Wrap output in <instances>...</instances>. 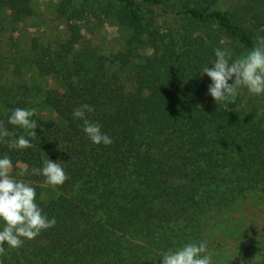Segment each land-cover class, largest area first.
Masks as SVG:
<instances>
[{
    "label": "trees",
    "instance_id": "16d2710c",
    "mask_svg": "<svg viewBox=\"0 0 264 264\" xmlns=\"http://www.w3.org/2000/svg\"><path fill=\"white\" fill-rule=\"evenodd\" d=\"M73 1L63 0L64 8ZM82 1L88 7L104 4L101 11L132 32L129 58L144 38L153 55L136 67L134 89L127 91L105 60L82 47L84 16L73 9L69 38L41 50L35 62L40 77L63 85L43 97L55 119H36L32 138L8 118L24 108L23 97L42 93L41 84L33 91L17 85L16 103L0 93L6 139L23 135L33 144L19 150L0 143V158H10L15 169L23 165L14 178L34 187L43 214L56 219L21 248L5 245L0 264H162L163 253L188 243L206 242L210 249L221 228L217 223L231 207L264 193V112L257 119L239 115L246 88L216 104L208 94L211 80L201 70L211 67L215 49L231 52L237 45L249 52L255 38L264 36V0H237L227 10L220 0ZM156 10L177 28L156 31ZM3 11L14 21L30 15L21 0H0ZM231 58L236 59L232 53ZM83 104L94 106L88 119L101 125L112 144H94L83 121L73 118ZM47 158L67 173L62 186L32 174ZM45 188L58 194L42 200Z\"/></svg>",
    "mask_w": 264,
    "mask_h": 264
},
{
    "label": "rangeland",
    "instance_id": "374dc122",
    "mask_svg": "<svg viewBox=\"0 0 264 264\" xmlns=\"http://www.w3.org/2000/svg\"><path fill=\"white\" fill-rule=\"evenodd\" d=\"M236 1L220 0V7L227 10ZM21 3L29 8L30 15L20 21H14L9 11L0 13V93L6 94L10 102L16 103L19 100V95L15 96L17 85H28L33 91V85L41 84L42 93L23 97L26 100L24 108L35 110L33 120L55 119L43 97L52 90L62 91L63 85L54 77H40L35 62L41 50L69 38L67 21L73 9L81 10L84 16L80 22L82 47L93 56L105 60L109 73L119 76L127 91L134 89L133 74L136 67L153 55L150 43L144 38V43L135 45L134 56L129 58L128 41L133 34L101 11L104 4L88 7L83 5L82 0H74L68 8H64L63 0H21ZM153 15V28L160 34H167L170 26L177 28L174 23H166L167 18L161 16L160 11L156 10ZM231 53L238 59L248 52L232 45ZM204 78L210 80L206 74ZM262 110L264 95H252L246 89L242 106L238 109L239 115L257 119ZM23 130L27 134L30 131ZM22 169L24 167L21 164L16 169L13 166L12 175ZM57 194L56 190L45 188L41 199L49 200ZM231 208L217 223L221 226L220 231L217 229L218 233L211 238L212 246L208 252L213 264H264V193L255 192Z\"/></svg>",
    "mask_w": 264,
    "mask_h": 264
},
{
    "label": "clouds",
    "instance_id": "9594fccd",
    "mask_svg": "<svg viewBox=\"0 0 264 264\" xmlns=\"http://www.w3.org/2000/svg\"><path fill=\"white\" fill-rule=\"evenodd\" d=\"M204 74L211 80L208 94L218 105L235 98L242 88L252 95H264V36H257L253 48L235 60H232L228 50L215 49L211 67L205 65L201 70V76ZM94 111V106L83 104L74 109L72 115L74 119L83 121V131L94 144H112V139L101 131V125L88 119V114ZM34 115V109L15 108L8 123L30 130L28 135L35 138L37 121L32 119ZM8 136L9 132L0 121V143L19 150L33 147L23 135L11 141L6 139ZM12 169L10 158H0V221L4 224L0 230V256L6 254L5 245L19 249L25 240L35 239L56 224V219L45 216L37 204L36 189L24 181L16 180ZM32 174L43 175L45 183L52 187L62 186L69 179L62 165L49 158L43 161L42 168H33ZM162 264H213V259L206 242L188 243L177 250L163 253Z\"/></svg>",
    "mask_w": 264,
    "mask_h": 264
}]
</instances>
